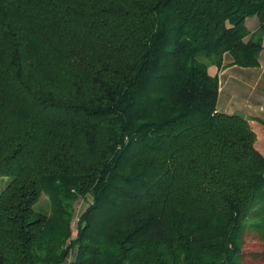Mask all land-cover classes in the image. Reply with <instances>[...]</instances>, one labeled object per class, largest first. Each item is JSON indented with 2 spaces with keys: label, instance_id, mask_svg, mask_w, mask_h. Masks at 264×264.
Masks as SVG:
<instances>
[{
  "label": "trees",
  "instance_id": "trees-1",
  "mask_svg": "<svg viewBox=\"0 0 264 264\" xmlns=\"http://www.w3.org/2000/svg\"><path fill=\"white\" fill-rule=\"evenodd\" d=\"M263 49L264 0H0V264H264V120L210 72Z\"/></svg>",
  "mask_w": 264,
  "mask_h": 264
},
{
  "label": "crops",
  "instance_id": "crops-1",
  "mask_svg": "<svg viewBox=\"0 0 264 264\" xmlns=\"http://www.w3.org/2000/svg\"><path fill=\"white\" fill-rule=\"evenodd\" d=\"M254 18L247 20V27L252 32L259 27V21ZM259 62L258 67L243 68L233 65L231 56L227 54L222 68L210 67V72L218 76L220 84L218 111L264 120V49ZM233 99L237 102L234 108V104L229 106V103H234Z\"/></svg>",
  "mask_w": 264,
  "mask_h": 264
},
{
  "label": "rangeland",
  "instance_id": "rangeland-1",
  "mask_svg": "<svg viewBox=\"0 0 264 264\" xmlns=\"http://www.w3.org/2000/svg\"><path fill=\"white\" fill-rule=\"evenodd\" d=\"M254 19H255V21H259L258 18H254ZM210 71H212V70L210 69ZM219 86H220V84H219ZM232 104H234V106H233V108H234L236 106L237 102L234 100V103H229V106H231ZM253 127L257 133L256 146L264 154V129L259 124L256 126H253ZM9 181H10V179L8 177H0V193L5 189V187L9 183ZM82 202H83V200L80 199L76 203L78 212H79V209L82 208V205H84V203L81 204ZM80 205H81V207H80ZM39 208L42 209L43 211H46V212L49 211L50 206H49V200H48L47 196L44 195L42 197V199L40 200V203H39ZM74 228H75V226H74ZM243 248H244V252L246 253V260H247V259H250L249 253H255V252L261 253L262 251H264V242H262V241H251L250 243L244 245Z\"/></svg>",
  "mask_w": 264,
  "mask_h": 264
}]
</instances>
